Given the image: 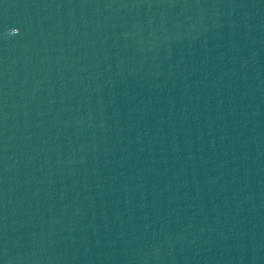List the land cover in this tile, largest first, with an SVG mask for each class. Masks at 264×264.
Here are the masks:
<instances>
[{
	"label": "water",
	"instance_id": "95a60500",
	"mask_svg": "<svg viewBox=\"0 0 264 264\" xmlns=\"http://www.w3.org/2000/svg\"><path fill=\"white\" fill-rule=\"evenodd\" d=\"M0 264H264V0H0Z\"/></svg>",
	"mask_w": 264,
	"mask_h": 264
}]
</instances>
